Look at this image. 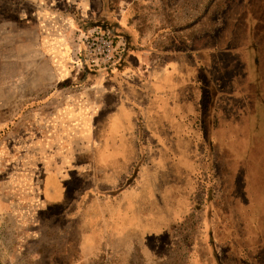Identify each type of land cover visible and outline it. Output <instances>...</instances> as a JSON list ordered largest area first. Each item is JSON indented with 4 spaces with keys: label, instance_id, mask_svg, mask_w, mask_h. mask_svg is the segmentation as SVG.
<instances>
[{
    "label": "crops",
    "instance_id": "crops-1",
    "mask_svg": "<svg viewBox=\"0 0 264 264\" xmlns=\"http://www.w3.org/2000/svg\"><path fill=\"white\" fill-rule=\"evenodd\" d=\"M87 1L76 0L79 11L61 12L64 24L77 27L79 12L84 19L101 18L126 41L128 59L107 82L104 74L96 75L92 97L64 99L66 108L50 121V130L62 137L85 141L50 153L41 189L46 208L79 220L84 258L121 250L134 235L143 241L160 237L170 232L164 192L172 185L163 177L158 155L142 160L145 149H161L163 140L173 149L172 140L185 137L196 139L190 149H230L245 160V152H235L246 148L242 139L246 143L244 134L254 127L260 130L262 154L256 159L259 176L254 175L261 186L251 199L262 225L254 264H264V0H221L219 17L214 16L218 0L193 1L184 19L176 12L179 4L165 0L129 7L125 2L123 8L97 0L98 10L87 9ZM165 7L175 17H161ZM198 8L203 9L200 16ZM47 10L46 25H55L53 7ZM170 107L176 110L175 132L155 117L156 110ZM150 122L158 127L150 129ZM221 204L226 211L223 198ZM234 204L231 214L242 215L243 204ZM239 244L245 253L251 242L240 237Z\"/></svg>",
    "mask_w": 264,
    "mask_h": 264
},
{
    "label": "rangeland",
    "instance_id": "rangeland-1",
    "mask_svg": "<svg viewBox=\"0 0 264 264\" xmlns=\"http://www.w3.org/2000/svg\"><path fill=\"white\" fill-rule=\"evenodd\" d=\"M193 1L204 3L165 0L170 6L179 4L176 12L181 19L188 15V5ZM88 2L87 9L98 10L100 2ZM144 2L150 0H106V4L120 8L124 3L129 7ZM220 3L218 0L214 10L216 17ZM50 5L55 16L52 26L45 22ZM76 5V0H0V264H220L222 259L226 264L256 263L257 234L262 225L251 199L261 186L254 175L257 172L259 176L256 159L262 154L258 148L260 130L254 127L244 134L246 143L242 139L241 146L246 148L235 152H245V160L230 149H190L196 139L185 137L173 139V149L165 140L160 141L161 149H145L142 160L158 155L156 162L164 170L166 183L172 185L164 192L166 215H171L166 218V222L171 221L170 232L160 237L143 241L134 235L132 243L121 244V250L84 258L79 220H69L59 208H46L41 189L50 153L56 147L85 141L62 137L58 130H50V121L66 108L62 106L64 99L92 97V84L98 79L96 73L80 75L69 67L67 56L73 61L77 31L75 24H64L63 14H59L73 8L77 11ZM176 12L165 7L160 16L170 19ZM202 13L198 8L197 15ZM81 20L91 22L89 27L94 22L105 23L97 17ZM230 77L226 74V79ZM175 115L174 107L155 111L157 122L174 132L178 127ZM262 118L264 121V114ZM156 127L155 122L149 123L150 129ZM245 161L249 164L244 167ZM234 202L243 204L242 215L231 214ZM247 212L254 213L253 217ZM240 237L244 243L251 242L245 253L240 250ZM128 244L130 251L124 249ZM222 244L226 247L223 250Z\"/></svg>",
    "mask_w": 264,
    "mask_h": 264
},
{
    "label": "built area",
    "instance_id": "built-area-1",
    "mask_svg": "<svg viewBox=\"0 0 264 264\" xmlns=\"http://www.w3.org/2000/svg\"><path fill=\"white\" fill-rule=\"evenodd\" d=\"M73 41L71 57L78 65L98 70L124 58V39L110 35L98 26L78 30Z\"/></svg>",
    "mask_w": 264,
    "mask_h": 264
},
{
    "label": "flooded vegetation",
    "instance_id": "flooded-vegetation-1",
    "mask_svg": "<svg viewBox=\"0 0 264 264\" xmlns=\"http://www.w3.org/2000/svg\"><path fill=\"white\" fill-rule=\"evenodd\" d=\"M80 16H81V18H80V21H79V23H78V26L75 28V30L76 31H78V30H86V29H89V28H91V27H94V26H98V27H100V29L101 30H103L104 32H106V33H108V34H110V35H113V36H118V34L113 30V29H110L109 28V26H105V23H104V26L103 25H101V24H98V23H96V22H94L95 24L93 25V26H88V23H90V22H85L84 23V21H82L81 19L83 18L82 17V14H81V12H79L78 13ZM68 24V23H67ZM77 33V32H76ZM68 36V35H67ZM125 41V40H124ZM70 57L69 56H67V60H68V63H69V67H71V70L72 71H75V72H77V74H84V73H88L89 71V73H96L95 75H99V74H104V76L107 78V79H109V77L111 76V74L115 71V70H120L121 71V69H122V66H123V64H125V62L127 61V59H128V56H127V43H126V41H125V52H124V58L121 60V59H119L118 61H116L115 63H113L112 65H110V66H107V67H105V68H103V69H98V70H96V69H91V68H89L88 66H86V65H83V66H81V65H78V64H76V63H74V61H72L71 59H69ZM121 68V69H120Z\"/></svg>",
    "mask_w": 264,
    "mask_h": 264
}]
</instances>
